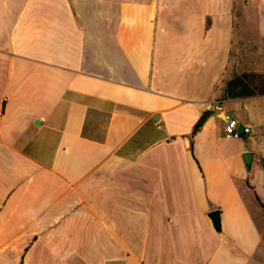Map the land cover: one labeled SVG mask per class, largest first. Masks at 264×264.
<instances>
[{"label": "crops", "instance_id": "obj_1", "mask_svg": "<svg viewBox=\"0 0 264 264\" xmlns=\"http://www.w3.org/2000/svg\"><path fill=\"white\" fill-rule=\"evenodd\" d=\"M253 31L264 0H0V264H264Z\"/></svg>", "mask_w": 264, "mask_h": 264}, {"label": "built area", "instance_id": "obj_2", "mask_svg": "<svg viewBox=\"0 0 264 264\" xmlns=\"http://www.w3.org/2000/svg\"><path fill=\"white\" fill-rule=\"evenodd\" d=\"M223 132L226 137H241L243 134H247L250 132V127L248 125H242L241 127L238 124V121L229 116H224L223 123Z\"/></svg>", "mask_w": 264, "mask_h": 264}, {"label": "rangeland", "instance_id": "obj_3", "mask_svg": "<svg viewBox=\"0 0 264 264\" xmlns=\"http://www.w3.org/2000/svg\"><path fill=\"white\" fill-rule=\"evenodd\" d=\"M258 34H259L258 31H255L253 33L252 39L255 42L254 49H256L257 52H260V53H257L258 54L257 57H259L260 59L261 57H264V47L262 46V41L260 40V37L258 36ZM259 226H260V231L262 233V237L264 238V223L259 222Z\"/></svg>", "mask_w": 264, "mask_h": 264}, {"label": "water", "instance_id": "obj_4", "mask_svg": "<svg viewBox=\"0 0 264 264\" xmlns=\"http://www.w3.org/2000/svg\"><path fill=\"white\" fill-rule=\"evenodd\" d=\"M250 157H251V154L249 153L243 154V159L246 164L250 162ZM208 216L210 217L214 228L218 229L219 228V212L217 210H212L211 212L208 213Z\"/></svg>", "mask_w": 264, "mask_h": 264}, {"label": "trees", "instance_id": "obj_5", "mask_svg": "<svg viewBox=\"0 0 264 264\" xmlns=\"http://www.w3.org/2000/svg\"><path fill=\"white\" fill-rule=\"evenodd\" d=\"M210 114H211V110H206L201 114V116L199 117V119L197 120V122L195 123L193 127L192 135H194L202 127L205 120Z\"/></svg>", "mask_w": 264, "mask_h": 264}]
</instances>
